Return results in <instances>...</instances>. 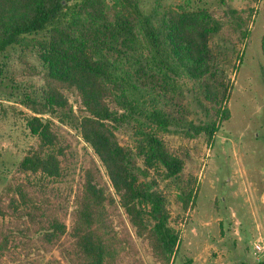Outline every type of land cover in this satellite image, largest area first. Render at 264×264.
Segmentation results:
<instances>
[{
    "label": "rangeland",
    "instance_id": "374dc122",
    "mask_svg": "<svg viewBox=\"0 0 264 264\" xmlns=\"http://www.w3.org/2000/svg\"><path fill=\"white\" fill-rule=\"evenodd\" d=\"M137 1L145 13L205 11L219 24L208 42V73L199 80L181 78L180 88L163 97L169 98L165 110L179 126L155 132L182 159L180 179L193 181L192 202L183 208L176 184L164 179L161 169H148L146 177H139L166 200L170 225L179 235L176 253L165 255L147 217L126 210L121 193L73 124L62 122L58 113L36 114L26 106L27 98L38 99L46 89L47 67L39 49L14 47L0 54V264H86L85 240L101 244L106 264L264 261L255 249L264 248V0ZM105 2L112 6L115 0ZM57 87L76 115L77 92ZM33 116L51 122L61 149V175L41 181L40 188L27 187L37 210L22 207L15 212L8 207L5 189L35 180L17 169L37 144L27 129ZM210 122L217 125L212 141L203 133L187 132L186 124ZM114 133L120 146L135 152L132 125ZM135 163L144 168L142 158ZM51 219L64 226L54 243L43 237Z\"/></svg>",
    "mask_w": 264,
    "mask_h": 264
},
{
    "label": "trees",
    "instance_id": "16d2710c",
    "mask_svg": "<svg viewBox=\"0 0 264 264\" xmlns=\"http://www.w3.org/2000/svg\"><path fill=\"white\" fill-rule=\"evenodd\" d=\"M229 12L237 16L236 11ZM218 28L205 11L159 16L145 13L137 0H115L112 6L105 0H0V54L14 47H35L47 67L46 89L38 99L27 98L26 106L36 114L58 113L62 122L73 124L121 193L123 206L137 218L147 217L152 236L169 257L177 251L178 232L170 225L164 196L139 177H146L148 169H161L164 179L176 184L183 208L192 202L193 181L180 179L182 159L155 132L179 126L165 110L169 98L163 97L180 88L181 78L199 80L208 73V42ZM57 86L77 92V116ZM130 125L137 138L135 152L120 146L114 133ZM27 129L37 144L19 160L17 169L35 180L5 189L8 207L15 212L22 207L37 210L28 188H40L41 181L61 175V149L51 122L33 116ZM186 129L212 141L217 125L186 124ZM137 158H142L143 169L136 166ZM90 190L96 191L91 185ZM63 229L51 219L43 237L57 242ZM83 250L89 258L86 264H106L98 241L85 240Z\"/></svg>",
    "mask_w": 264,
    "mask_h": 264
},
{
    "label": "built area",
    "instance_id": "2783aa9c",
    "mask_svg": "<svg viewBox=\"0 0 264 264\" xmlns=\"http://www.w3.org/2000/svg\"><path fill=\"white\" fill-rule=\"evenodd\" d=\"M256 251L260 252L264 256V248L260 245L255 246Z\"/></svg>",
    "mask_w": 264,
    "mask_h": 264
}]
</instances>
